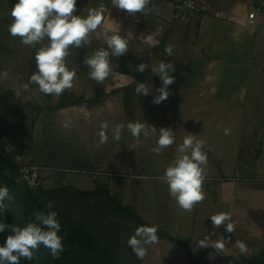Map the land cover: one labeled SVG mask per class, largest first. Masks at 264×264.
<instances>
[{
    "label": "rangeland",
    "instance_id": "obj_1",
    "mask_svg": "<svg viewBox=\"0 0 264 264\" xmlns=\"http://www.w3.org/2000/svg\"><path fill=\"white\" fill-rule=\"evenodd\" d=\"M17 2L18 0H0V74L4 71L9 73L6 79L0 76V145L13 163L12 167L5 170V174L20 186H26L34 191L39 188L50 190L65 185L89 191L95 190L91 188L97 183L95 179L89 178L95 175V172L91 171H97L100 172L99 177L107 179L108 185L105 188L111 191L110 195L117 197L119 203L128 207L134 214H136V184H139L144 193H147L142 195L143 200L148 198V193L151 191L156 198L155 201L152 198V209L149 204V211L142 210L145 219L154 222L155 226H162L163 229L170 231L173 228L170 218L175 215V211L171 212L173 206L164 192L166 183L154 175L164 174L165 169L173 162L176 148L180 143H174L160 155L152 152L156 141H152L150 145L142 143L146 148V154L149 152L151 154L139 158L136 156L138 151L136 141L128 132L126 125L129 122H145L154 125L157 131L161 127H175L173 129L177 130L176 135L180 136L190 130L186 127L192 124L210 123L213 126H224L216 133L214 146L217 147L212 148L218 153L214 156L217 160L208 155L209 159L214 158V163L206 165V173L229 176L238 170L239 177L256 178L237 181V183L234 181V192L232 196L227 197L232 200L235 209L236 203L239 202L241 206H239L238 221L235 222L240 230L239 235L225 244L227 251L221 253L226 256L217 254L212 247H202V250L199 243L194 241L198 235L192 229L183 228L181 234L193 235L187 251L180 247L179 243L166 244L159 238L156 245L148 248V255L140 260L127 246V240L139 225L133 222L129 213L121 214L119 208L109 203L104 194L77 198L69 192L44 195L43 198L45 203L51 202L53 211L60 209L64 213L67 212L71 222L86 223L88 227L96 225L93 227L96 239L105 249L107 259L113 264H236L234 261L227 262L224 258L235 251L240 252L237 242H244L247 245V252L242 253L244 259L264 264V256H262L264 252L259 251L261 244H264V181L261 179L264 177V162L259 159L258 154L261 150L258 148L260 127L253 135L251 133L242 139L241 164L233 165L230 159L221 158L223 155L219 154L222 151H229L226 145L234 142L235 135L238 140L241 131L251 129L253 124L259 126L263 124L264 117L244 116L237 113V108H242L241 106L226 104L219 99L213 101L205 98L198 101L199 105L194 100L193 102L189 100L192 106L196 104L195 106L205 108L200 112H190L188 105L186 106L187 98L174 95H170L169 99L160 103L164 105L162 109L165 111L164 114L158 113L162 112L160 108H155L157 111L153 109L150 115L147 111L150 107V95L142 98L147 100L146 106L138 96L131 97L128 91L126 93L118 88L125 82L123 74H126L119 67L120 57L110 55L109 60L113 70L103 83H97L89 78V69L84 65L83 59L86 54L90 56L94 50L99 49L97 43L79 49L70 48V54L66 58L67 67L76 72L71 89L65 90L58 96L46 95L38 86L31 84L25 90L22 86L28 84L30 75L37 70L35 54L40 45L36 48L26 46L21 43L19 37L14 38L9 34L8 27L12 20L10 12ZM75 14L80 15L78 3ZM123 56L128 58L133 56V59H136V51H128ZM138 58V61L149 65L145 69L148 80L149 76L153 75L150 58L143 54ZM257 59L261 58H256L254 65L256 62L261 63ZM260 66L253 67L252 73L260 76V68H264ZM259 79H264V75ZM250 86L248 100L243 108L247 111L264 110V85L255 81ZM69 102L73 104L61 107V104ZM211 104H213L212 108ZM213 109L225 111L226 114L215 115ZM69 119L72 124L68 128L63 127L62 122ZM102 121H107L109 124L106 132L108 139L98 146L100 139L98 133ZM118 123H124L125 128L121 139L115 141L112 128ZM225 129L228 130L227 135ZM251 135L254 137L252 138ZM252 139H255V142ZM210 144L211 142H208L209 146ZM133 146L134 149L128 148ZM205 150L210 149L207 147ZM15 155L21 156L22 163L44 167L40 186L29 187L19 171ZM140 173L148 174L149 178L136 179V174ZM221 183L224 185L221 187L231 185L230 180ZM100 188L102 187L97 189ZM209 189H211L209 192L211 199L217 204L218 199L214 196L213 187ZM178 238L182 241L184 236L179 235ZM256 249L257 252H253ZM188 250L191 254L198 252L203 256H193L188 259Z\"/></svg>",
    "mask_w": 264,
    "mask_h": 264
},
{
    "label": "crops",
    "instance_id": "obj_2",
    "mask_svg": "<svg viewBox=\"0 0 264 264\" xmlns=\"http://www.w3.org/2000/svg\"><path fill=\"white\" fill-rule=\"evenodd\" d=\"M182 0H152V11L146 16L143 13H137L135 16H130L125 11L112 7L110 0H77L78 8L81 16H86L89 9L99 8L103 5L107 11L104 13V20L100 28L97 29V33L91 35V44L97 43L100 48H107V44L104 40L105 32L108 34H120L126 35L128 31L133 33L134 38L129 42V51H136V56L146 55L150 58V65H158L161 60L164 62H172L174 65V71L170 74L174 77V83L169 86V96L174 95L180 98H187L186 106L189 107L191 112H200L203 107L195 106L199 105V100H223L226 104L241 106L237 108L238 114L252 117L263 116L264 110L254 111L253 109L247 111L243 107L248 100L251 84L255 81L264 85V79H259L261 75H264V68H260L261 75L258 76L252 73L253 67H264V0H197L199 6L198 10L190 13L188 18L175 17L174 10L175 5ZM260 7L257 11L256 17L253 21L249 22L248 14L254 9ZM111 30V31H109ZM171 45L172 56H167L165 53V47ZM261 61L254 65V60ZM258 70V69H257ZM258 73V74H259ZM125 82L120 84L118 88L130 84L134 78L130 75L123 74ZM255 78V79H253ZM148 83L150 87V107L147 111L152 114L153 109L160 108L158 112L164 114V105L154 107L152 103L153 98L158 95L156 91L162 86V81L158 75L153 74L149 76ZM205 98V99H204ZM169 99V98H168ZM191 100L196 103L192 106ZM202 106V105H201ZM213 104H211V108ZM201 108V109H200ZM146 110V109H145ZM157 111V109H155ZM211 110V109H210ZM215 115H224L225 111L212 110ZM236 111V110H235ZM258 112V113H255ZM260 127V140L258 141V148H260L259 159L264 162V123L259 125L253 124L251 129H246L245 132H240V139L237 140L235 135L234 142L230 145L228 143V152L222 151L221 158L230 159L231 164L239 165L242 161L241 146L242 139L249 134L256 131ZM171 129L175 132V144H181L183 138L188 134L196 135L198 139L204 140L206 143L205 149L209 147L211 150H206L208 155L212 157L217 156L212 149L214 142L217 138V131L222 130L224 126L217 127L210 123L205 124H192L188 125L190 130L184 132L182 136L176 135L177 130ZM184 128V127H183ZM159 130L157 131V135ZM243 133V134H242ZM251 137L253 138L254 136ZM250 137V138H251ZM141 142L136 143L138 151L136 156L139 158L142 156H149L151 153L146 154V148L143 144L150 145L152 141H156L157 137L153 136L148 139H144L141 136ZM238 141L239 144L237 143ZM255 142V139H252ZM208 142H211L213 146ZM231 147V148H229ZM219 151V150H217ZM149 154V155H148ZM215 158V157H214ZM214 158L208 159L207 165L214 163ZM217 160V157L215 158ZM207 170V169H206ZM91 171V170H90ZM95 175L89 177L95 179L97 183L95 187L91 189H97L99 187H107V179L99 177L97 171H91ZM97 174V175H96ZM220 175V174H219ZM238 170L229 176H216L213 173H206V179L203 184L205 192V200L193 208L191 212H186L179 208L174 199L170 197L168 192V186L164 190L165 194L169 197L172 204V211H175V215L170 219L173 222V228L168 231L166 228L155 226L154 222L147 221L144 217V212L149 211L150 207L155 201L154 193L149 192L148 198L142 199V195L147 193L140 188L139 184H136V213L149 224L155 226L157 229L166 231L172 237L180 240L179 235L184 236L183 242L190 244V234H181V229H192L195 234L198 235L194 241L203 239L204 236H210L211 239H221L220 236L224 235L225 225H221L219 228H213L210 216L219 212H228L232 219L230 222L235 224V231L230 233L231 238L224 240L225 244L232 241L236 235H239V229L235 222L238 221V213H240V203H236V209L234 204L228 196H232L234 192V181H249V179H256L251 177H239ZM153 176V175H151ZM155 177H162L163 174L154 175ZM98 178H101L98 180ZM149 178L148 174L140 173L136 174V179ZM151 179V178H150ZM264 181V177H261ZM231 181L230 187L221 182ZM218 187H216V186ZM215 186V187H214ZM206 187V188H204ZM213 187L214 196L218 199V203L210 197V191ZM207 189V191L205 190ZM263 189V188H260ZM109 190V189H108ZM111 192V191H110ZM150 195V201L149 200ZM153 198V200H152ZM214 203V205H211ZM152 209V207H151ZM140 211V212H139ZM242 211V210H241ZM212 213V215H211ZM201 218V220H200ZM237 219V220H236ZM201 221V222H198ZM221 231V232H219ZM223 231V232H222ZM160 240L169 244H178L172 238L166 235H157ZM190 241V242H189ZM192 241V242H194ZM169 242V243H168ZM180 247V244H178ZM202 250L203 248L199 246ZM209 247H212L211 245ZM186 251L187 249L183 247ZM206 248V247H205ZM255 248V247H254ZM253 248V249H254ZM212 249L218 252L214 247ZM257 252V249L253 252ZM260 253L264 252V244H261L259 248ZM252 252V253H253ZM255 252V253H256ZM188 259L193 258L191 252L188 250ZM198 253V252H197ZM195 253V254H197ZM225 253V252H224ZM254 253V254H255ZM194 256H201L200 254ZM223 253H221L222 256ZM220 255V254H219ZM218 255V256H219ZM223 256H226L223 254ZM230 257L243 258L241 252L235 251ZM264 256V253L263 255ZM195 258V257H194ZM240 261V260H239ZM239 261H234L236 264H241ZM232 261H230L231 263Z\"/></svg>",
    "mask_w": 264,
    "mask_h": 264
},
{
    "label": "clouds",
    "instance_id": "obj_3",
    "mask_svg": "<svg viewBox=\"0 0 264 264\" xmlns=\"http://www.w3.org/2000/svg\"><path fill=\"white\" fill-rule=\"evenodd\" d=\"M110 2L112 7L123 10L130 16H135L137 13L147 16L154 7H150L152 0H110ZM76 4L77 0H18L12 7L9 34L14 38L19 37L21 43L26 46L36 48L40 45L35 54L37 70L30 75L29 82L22 86L23 89L27 90L29 84L36 85L42 93L58 96L73 87L76 72L67 67L66 58L70 54L69 50L91 44V35L97 33V29L103 23L104 13L107 11L101 5L99 8L89 9L86 16L76 15ZM97 38H99L98 33ZM133 38L131 31L124 36L105 32L104 40L107 48L94 50L90 56L86 54L83 59L84 65L89 69V78L97 83H103L113 70L109 60L110 55L114 57L125 55L129 51V42ZM164 51L167 56H172L171 45L166 46ZM148 67V64L140 63L135 65L134 69L143 73ZM174 70L172 62L166 63L163 60L158 65H151V72L158 75L162 81V86L156 90L158 95L153 98L152 103L158 105L168 99L169 86L174 83V77L170 73ZM0 76L6 79L9 73L4 71ZM150 87L145 82H138L135 93L147 96ZM62 124L63 127L68 128L72 121L65 120ZM126 127L137 144L141 142V136L144 139L156 136V146L152 148V152L156 155H160L175 143V132L171 128L161 127L157 135L156 127L149 123L129 122ZM108 128V122L102 121L98 133L100 138L98 146L107 142ZM124 128V123H118L112 128L115 141L121 139ZM225 134H228L227 129ZM205 145L206 142L198 139L196 135H186L176 148L173 162L160 177L167 184L170 197L179 208L186 212H191L195 205L205 200L203 184L209 159ZM134 147L128 148L134 149ZM9 198V189L6 186L0 187V214L2 215L8 208L4 201ZM46 207L51 209V202ZM210 219L213 228L225 225V232L235 231V224L230 222L232 217L228 212H219L210 216ZM6 228L11 234L7 235L5 243L0 246V264H20L21 258L30 260L41 245L53 258H58L63 251L61 224L55 211L46 214L35 212L34 219L30 216L24 227L14 224L6 225L0 221V232H4ZM158 239L155 226H139L127 240V246L138 259L143 260L148 255V248L156 245ZM198 243L201 247L211 245L218 252L227 251L224 239L213 240L210 236H204ZM237 247L241 253L247 252V245L244 242H237Z\"/></svg>",
    "mask_w": 264,
    "mask_h": 264
},
{
    "label": "trees",
    "instance_id": "obj_4",
    "mask_svg": "<svg viewBox=\"0 0 264 264\" xmlns=\"http://www.w3.org/2000/svg\"><path fill=\"white\" fill-rule=\"evenodd\" d=\"M121 56L120 57V65L119 67L123 70L124 73L130 75L134 78V80L123 87L121 90L128 91V94L132 96H138L140 99L145 98L146 96L138 95L135 93V87L138 82H145L149 85L147 80V74L144 71L143 73H139L135 71L134 66L138 65L142 62L138 61L139 58L136 56V59ZM143 104L147 106V100L142 99ZM73 102L63 103L61 107H65L67 105H71ZM91 105V104H90ZM13 163L10 157L5 152V149L0 145V187H7L9 189V199H5L4 203L8 205L5 213L0 214V221L5 223L6 225H17L20 227H24L29 220V217L32 216L34 219V213L39 211L42 213H48L53 211L52 208L49 209L46 207L47 203H45L44 195H52V194H64L72 192L77 198L90 197L95 195L104 194L106 200L109 203H113L116 205L121 214L123 212L129 213V217L138 224L139 226H150L138 215L134 214L131 210L125 205H121L119 203V199L115 196H111L110 191L102 186L100 189L84 191L78 189L74 186L65 185L59 188H54L50 190H45L43 188H39L36 191L28 189L26 186H20L15 182L14 179L7 176L5 174V170L9 167H12ZM58 214V220L61 224V235L63 236V251L60 253L58 258H53L49 251L44 248L42 245L38 250H36L33 254L32 259L21 258L20 264H113L110 262L106 255L105 249L102 244L96 239L95 232L93 227L96 225H92L88 227L86 223L75 224L70 221V216L66 212H62V210L55 211ZM127 220V219H125ZM129 220V219H128ZM89 224V223H88ZM11 232L9 229H5L4 232H0V246L5 243L7 235H10ZM157 235H166L169 238H172L181 246L189 249L187 243L172 237L166 231L157 229ZM191 254V253H190ZM202 255L201 253H197L195 255ZM191 256H194L191 254ZM203 256V255H202ZM227 262L230 261H239L241 264H257L255 260H247L239 257H226L224 258Z\"/></svg>",
    "mask_w": 264,
    "mask_h": 264
},
{
    "label": "built area",
    "instance_id": "obj_5",
    "mask_svg": "<svg viewBox=\"0 0 264 264\" xmlns=\"http://www.w3.org/2000/svg\"><path fill=\"white\" fill-rule=\"evenodd\" d=\"M261 5L264 4L262 3ZM198 8L199 6L197 4V0H182L175 5L174 15L175 17L187 19L188 15L198 10ZM259 8L260 7L254 8L249 12V22L253 21V19L256 17ZM15 159L19 167V171L21 172V175L23 176L29 187L37 188L38 186H40L42 183L41 172L44 167L38 164L22 163L20 155H15ZM220 238L229 240L231 238V234L226 232L224 235H221Z\"/></svg>",
    "mask_w": 264,
    "mask_h": 264
}]
</instances>
